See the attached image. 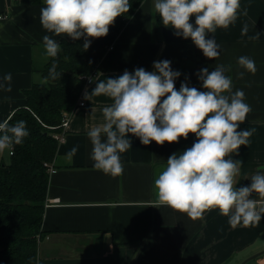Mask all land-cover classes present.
Instances as JSON below:
<instances>
[{"label":"crops","instance_id":"1","mask_svg":"<svg viewBox=\"0 0 264 264\" xmlns=\"http://www.w3.org/2000/svg\"><path fill=\"white\" fill-rule=\"evenodd\" d=\"M241 12L228 29H217L209 38L220 45L215 60L206 58L191 39L176 36L171 28L154 34L153 0H144L135 14L99 62L92 84L84 87L81 100L85 106L71 114L65 141L58 147L49 176L44 238L38 244L37 264H240L264 250V218L255 226L232 228L228 217L218 210L208 211L203 219L193 221L168 207H153L154 178L173 153L191 147L196 137L181 138L178 143L149 145L129 134L132 148L121 154L123 173L106 175L93 168L92 144L87 132L104 123L102 109L112 103L107 97L85 99L96 86V78H117L125 70L137 68L155 71L153 63L171 62L181 75L175 81L204 90L198 79L201 69L209 72L219 64L231 65L226 75L232 78V90H243L251 112L239 131L253 130L246 146H241L234 160L241 161L237 187L251 184V176L264 174V0H240ZM44 0H0V79L12 74V90L0 89V123L9 120L25 104L23 91L40 81L45 58L42 38L53 36L40 24ZM195 23L194 17L191 21ZM244 24L248 33L241 34ZM258 37V38H253ZM58 41H72L60 36ZM240 56L255 61L256 73L237 65ZM47 60V61H46ZM44 62V63H43ZM76 148L74 155L71 150ZM10 158V150L0 153V164ZM252 199L264 206V198ZM251 261V260H250ZM248 261L245 264H249Z\"/></svg>","mask_w":264,"mask_h":264},{"label":"clouds","instance_id":"2","mask_svg":"<svg viewBox=\"0 0 264 264\" xmlns=\"http://www.w3.org/2000/svg\"><path fill=\"white\" fill-rule=\"evenodd\" d=\"M44 4L39 18L42 28L55 37L84 38L85 50L91 39L106 37L115 20L131 8L129 0H44ZM153 10L165 28L191 39L210 60L219 57L220 45L209 34L228 29L239 15H248L246 8L241 12L240 0H153ZM247 33L248 25L244 24L241 34ZM53 36L42 38L45 58L53 59L45 81L61 77L55 58L62 49ZM237 65L244 70L237 73L238 79H243L245 71L253 75L257 71L255 61L248 56H240ZM153 68L155 71L137 68L134 73L125 70L117 78L97 77L95 88L85 94L88 100L104 96L112 101L102 109L104 123L87 132L93 146V168L113 177L121 175V154L132 148L129 134L143 145L154 141L160 146L187 140L192 134L196 137L192 146L170 155L154 178L151 206L168 207L193 221L218 210L228 217L232 228L259 224L264 206L258 207L260 201L252 196L264 198V174L252 175L250 185L237 187L241 161L232 159L249 143L254 129L238 130L251 107L243 90H232V78L226 75L231 65L219 64L211 72L201 69L198 79L204 90L186 82L177 90L175 81L181 73L174 71L168 60L154 62ZM11 84V73L0 79V89L10 92ZM28 135L26 121H3L0 153L22 144ZM75 152L73 148L70 155Z\"/></svg>","mask_w":264,"mask_h":264},{"label":"trees","instance_id":"3","mask_svg":"<svg viewBox=\"0 0 264 264\" xmlns=\"http://www.w3.org/2000/svg\"><path fill=\"white\" fill-rule=\"evenodd\" d=\"M143 1L129 0V12L115 20L106 37L91 39L87 50L84 38L61 40L62 50L55 58L61 77L45 81L53 63L49 58L37 70L40 81L23 91L25 104L8 121H26L29 135L13 147L9 162L0 164V264H37L38 244L45 236L42 222L50 176L45 164L53 163L60 145L53 134L62 131L64 113L72 114L77 106L85 85L80 76L98 69ZM153 19L154 34L159 38L163 24L155 12Z\"/></svg>","mask_w":264,"mask_h":264},{"label":"built area","instance_id":"4","mask_svg":"<svg viewBox=\"0 0 264 264\" xmlns=\"http://www.w3.org/2000/svg\"><path fill=\"white\" fill-rule=\"evenodd\" d=\"M112 49H113V46H110L108 48V50H112ZM80 79H82L84 81V83H85L84 87L87 85H90L94 81V73L91 75H82V76H80ZM82 106H85V102L83 100H81V97H80L75 109L77 107H82ZM70 117H71V114L65 113L63 116V119H62V123L60 125L62 128V131L60 133L53 134V137L58 141L59 144H61L65 141L66 131H67V128L69 125ZM12 153H13V148L10 150V154H12ZM45 166L47 167L50 175L56 171L55 167L52 164H45Z\"/></svg>","mask_w":264,"mask_h":264},{"label":"rangeland","instance_id":"5","mask_svg":"<svg viewBox=\"0 0 264 264\" xmlns=\"http://www.w3.org/2000/svg\"><path fill=\"white\" fill-rule=\"evenodd\" d=\"M47 61V60H46ZM44 63V62H43ZM42 82H44L43 80H42ZM66 113V112H65ZM64 113V114H65ZM9 156L7 155L6 156V162H9ZM249 264H264V254H262V255H259V256H257V257H255V258H253L251 261H250V263Z\"/></svg>","mask_w":264,"mask_h":264},{"label":"water","instance_id":"6","mask_svg":"<svg viewBox=\"0 0 264 264\" xmlns=\"http://www.w3.org/2000/svg\"><path fill=\"white\" fill-rule=\"evenodd\" d=\"M262 254H264V250L261 251V252H258V253H256V254H254V255H252V256H250V257H248L247 259H245V260H244L243 262H241L240 264H245V263H247L248 261L252 260L253 258H255V257L259 256V255H262Z\"/></svg>","mask_w":264,"mask_h":264}]
</instances>
